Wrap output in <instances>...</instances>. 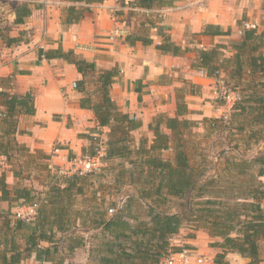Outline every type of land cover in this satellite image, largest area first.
I'll return each instance as SVG.
<instances>
[{
    "label": "trees",
    "instance_id": "obj_1",
    "mask_svg": "<svg viewBox=\"0 0 264 264\" xmlns=\"http://www.w3.org/2000/svg\"><path fill=\"white\" fill-rule=\"evenodd\" d=\"M66 1L89 4L96 0ZM172 1L130 0L129 6L143 10L140 14L145 11V17L139 19L133 33V40L152 44L150 30L155 29L159 38L155 48L160 53L181 56L195 52L194 66L204 69L209 77L221 79V87L240 92L241 99L223 120L230 138L236 137L231 146L234 152L224 149L217 152L214 167H209L206 150L200 158L192 160L185 137L201 121L190 117L196 112L186 103L187 88H175L174 115L156 113L147 125L150 134L141 133L136 139L134 131L141 128L142 120L122 111L109 93L119 72L117 66L97 69L94 62L79 57L73 50L40 49V55L61 57L74 64L82 74L75 82L82 94L79 104L93 112L97 128H106L103 141L106 154L102 167L114 181L116 191H121L123 186H131L134 191L126 192L119 207L111 200L108 208L111 214H107L104 207L94 208L98 206L83 214L73 210V200L85 192L89 177L95 171L58 178L48 185L44 196L43 191L36 196V191L27 185L15 183L9 187L3 171L0 173V201L36 204V213L26 222L12 219L9 210L0 212V264H22L30 257L41 264H65L62 246L71 254L86 244L83 235L69 233L77 219L83 227L90 225L96 231L94 236L98 240L89 250V257L96 264H163L171 254L191 248L173 242L184 227L192 231L186 238H193L195 231L202 230L217 239L209 243L219 249L212 264H232L226 257L228 252L248 259L244 264H261L264 141L255 153L248 155L247 152L251 144L256 146L264 139V30H258L256 26L246 28L240 22L239 38L227 44L217 43L210 49L182 47L171 39L168 27L160 24L159 13L154 11L171 6ZM87 11L88 7L81 5L64 7L62 24L79 22ZM13 12L14 23H22L31 14L32 7L26 2L16 3ZM229 34V29L208 23L195 35ZM21 39L20 33L17 37L7 36L5 42L9 45ZM87 82L93 84L90 91L86 89ZM220 86H217V93H220ZM136 91L141 100L140 89L136 87ZM34 113L31 92L19 95L0 91V155L6 161L16 155L20 158L22 153L30 155L29 148L18 144L15 135L19 115ZM207 120L209 122L205 123ZM218 121L222 119H202L207 134L220 130ZM247 126L249 132L246 134ZM238 136L244 139L243 150ZM91 141L94 143L93 137ZM167 151L170 155L164 156Z\"/></svg>",
    "mask_w": 264,
    "mask_h": 264
},
{
    "label": "crops",
    "instance_id": "obj_2",
    "mask_svg": "<svg viewBox=\"0 0 264 264\" xmlns=\"http://www.w3.org/2000/svg\"><path fill=\"white\" fill-rule=\"evenodd\" d=\"M20 2L28 3L32 12L24 22L16 24L13 7ZM128 2L96 0L85 4L66 0L0 1V15L3 10L9 12L8 29H0V91L33 94L35 113L19 115L18 132L15 135L18 144L29 148L33 160L48 159L44 156H50L53 163L59 165L58 162L62 163V159L67 160L71 155L78 156L91 151L94 131H104L106 138V128H97L93 112L79 104L82 94L75 87V82L82 78V74L74 64L61 57L40 55V49L46 51L60 47L63 51L73 50L79 57L94 62L97 69L117 66L119 72L109 87V93L122 111L142 120V126L134 131V136L137 132L139 136L141 133L150 134L147 125L156 113L174 115L175 88L178 87L187 88L185 100L188 107L200 111V130L207 131L202 123L203 118L218 117L214 106L216 89L221 85V79L218 81L200 73V68L192 64L195 52L181 56L160 53L155 48V43L159 41L155 29L150 34L154 43L134 41L133 33L143 10L132 8ZM71 4L86 6L88 11L79 22L63 25L62 10ZM154 11L160 13V24L168 27L171 39L182 47L192 49H210L217 43L227 44L232 39H238L240 22L255 24L258 30H264V0H173L171 6ZM136 15L138 18H135ZM208 23L229 29L230 34L195 35ZM20 33L22 39L19 42L6 45L7 36L17 37ZM225 54L228 55L227 50ZM220 76L223 77V74ZM136 87L140 89L141 100H138ZM93 88L86 83L88 91ZM244 132H249L248 126ZM263 141L261 139L256 146H250L261 148ZM6 178L8 183L17 179L13 171ZM8 202L0 201V208L2 205L7 208ZM17 203L10 202L11 205ZM214 240L217 239L198 230L195 231V237H184L182 243L191 247L187 250L204 255L206 264H212L219 250L209 245ZM226 257L232 264L248 261L235 252H228ZM22 264L41 262L30 257ZM90 264L96 263L92 261Z\"/></svg>",
    "mask_w": 264,
    "mask_h": 264
},
{
    "label": "rangeland",
    "instance_id": "obj_3",
    "mask_svg": "<svg viewBox=\"0 0 264 264\" xmlns=\"http://www.w3.org/2000/svg\"><path fill=\"white\" fill-rule=\"evenodd\" d=\"M3 2V1H1ZM133 12L134 11H130ZM9 12L8 10H3L0 15V29L8 28V16ZM142 14L139 15V19L144 18L145 16ZM160 15V13H159ZM160 17V16H159ZM135 18H138V15L135 16ZM161 18V17H160ZM138 19V20H139ZM137 20V19H136ZM151 34V30H150ZM90 80H92V76L88 77ZM90 87L93 88V84L89 83ZM230 87V86H229ZM240 87V86H238ZM232 88V87H231ZM226 89V88H225ZM225 89H221L220 93L215 94V101L217 100L218 103L221 101V95ZM217 91V89H216ZM196 113H193L191 115V118L194 120H199V114L196 111ZM219 115V114H218ZM154 116V115H153ZM226 128V129H224ZM218 129L217 133H209L206 136L204 130L199 129V123L193 128L192 132H188L186 134V147L187 151L192 158V160H196V158H200V154L204 153V150H206V154L208 156L209 167L215 166V155L217 152L221 150H226L227 152H234L233 148L231 146L235 143L236 137L230 138L231 135H228L227 130V123H224V121H218ZM224 129V130H223ZM204 134V135H203ZM93 135H97L98 138H100L102 141L105 138V132L101 130L94 131ZM135 137H139V133H135ZM238 141L240 142V148L243 150L245 143L244 139H241L240 136H238ZM252 150L248 151L247 154H252L256 148L254 146L250 147ZM91 151L88 150L87 153H90ZM53 154V153H51ZM58 154V153H57ZM34 155V154H33ZM164 156H169L170 152H164ZM76 156H69L68 159H62V163H58L59 165H56L53 163V158L48 159H41V158H33L28 155L22 153L20 158L18 155L11 157L8 161H6L2 156H0V173L4 171L6 177L10 175V171L14 172V174H18L16 176L17 179H14L12 183H7L9 187L13 186L15 183L27 185L30 188H33L36 191V196H40L38 192L43 191L42 196H44V191L48 189V185L50 183H53L56 181V179L61 178L63 176H71L72 174H75L76 172V166L74 164V158ZM62 165V166H61ZM10 170L9 172H6ZM50 172V173H49ZM209 172L211 169H209ZM86 174V173H85ZM89 174V173H88ZM110 175L105 172L103 167L99 170H95L93 175L89 177L88 184L86 185L85 192L81 195H77L74 197L73 200V210L76 212H82L83 214L89 212V210H92L93 206H98L94 208H100L104 207V210H106L107 214H111L108 212V208L110 207V201L115 202L117 204V207L120 206V204L125 200L126 192H133L131 186H123L121 188V191H116L114 186V181L112 180ZM7 178H5L6 180ZM112 194V196H111ZM23 205L21 202L17 204L11 205L10 202H8L7 208H5L4 205H2V209L0 208V212L4 213L9 210L11 218L15 219V211L19 209V207ZM12 206V207H11ZM92 206V207H91ZM116 207V208H117ZM176 206L172 208V210H175ZM96 231L91 229L90 225H85L84 227L79 224L78 219L75 220L70 227L69 233H75V234H81L86 238V244L83 247H80L76 249L71 254L67 253L63 246L61 247V250L63 252V255L65 257V263L66 264H90L92 263L93 259H91L89 256V250L92 247L93 243L97 242V238H95L94 234ZM192 231L190 228L184 227L178 235L175 236L173 242L175 243H182V240L187 234H190ZM211 242V241H210ZM261 257L262 262L264 261V244L261 247Z\"/></svg>",
    "mask_w": 264,
    "mask_h": 264
},
{
    "label": "built area",
    "instance_id": "obj_4",
    "mask_svg": "<svg viewBox=\"0 0 264 264\" xmlns=\"http://www.w3.org/2000/svg\"><path fill=\"white\" fill-rule=\"evenodd\" d=\"M130 1V0H129ZM246 28H254L255 24L244 23ZM200 73L206 75L204 69H200ZM222 85L223 82L220 81ZM221 89H225L221 87ZM241 99V94L237 90L225 89L221 95L220 103H215L214 111L217 112L218 117L222 120H226L237 101ZM93 149L90 153H82L74 158V164L76 166L77 174H85L100 170L103 166V157L106 154L103 141L98 138L97 135H93ZM36 213V204L33 205H21L19 209L15 211V218L22 219L26 222L34 216ZM163 264H206V257L201 254L193 253L190 250L184 249L179 253H174L165 258Z\"/></svg>",
    "mask_w": 264,
    "mask_h": 264
}]
</instances>
